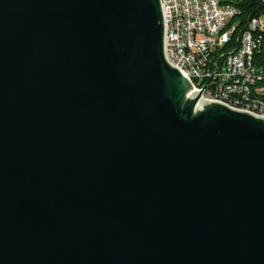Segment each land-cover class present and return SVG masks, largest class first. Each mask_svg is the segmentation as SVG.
<instances>
[{
    "label": "water",
    "instance_id": "95a60500",
    "mask_svg": "<svg viewBox=\"0 0 264 264\" xmlns=\"http://www.w3.org/2000/svg\"><path fill=\"white\" fill-rule=\"evenodd\" d=\"M164 35L160 0H0V264H264V118Z\"/></svg>",
    "mask_w": 264,
    "mask_h": 264
},
{
    "label": "built area",
    "instance_id": "2783aa9c",
    "mask_svg": "<svg viewBox=\"0 0 264 264\" xmlns=\"http://www.w3.org/2000/svg\"><path fill=\"white\" fill-rule=\"evenodd\" d=\"M160 1L165 57L192 81L194 93L264 118V86L258 85L264 80V66L255 64L264 39V16L252 17L235 49L227 52L224 47L236 29L230 24L236 7L220 0Z\"/></svg>",
    "mask_w": 264,
    "mask_h": 264
},
{
    "label": "trees",
    "instance_id": "16d2710c",
    "mask_svg": "<svg viewBox=\"0 0 264 264\" xmlns=\"http://www.w3.org/2000/svg\"><path fill=\"white\" fill-rule=\"evenodd\" d=\"M222 4H232L237 9L235 17L231 20V25H235L236 29L232 35L231 42L227 43L224 50L229 52L234 50L237 46V41L240 33L247 27L249 20L252 17L264 16V0H220ZM263 34L264 31L260 32ZM261 50L256 51L255 64L264 66V39L261 42ZM258 85L264 86V80L259 82Z\"/></svg>",
    "mask_w": 264,
    "mask_h": 264
}]
</instances>
